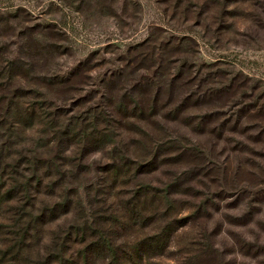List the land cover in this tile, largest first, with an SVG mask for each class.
<instances>
[{"label": "rangeland", "instance_id": "rangeland-1", "mask_svg": "<svg viewBox=\"0 0 264 264\" xmlns=\"http://www.w3.org/2000/svg\"><path fill=\"white\" fill-rule=\"evenodd\" d=\"M0 264H264V0H0Z\"/></svg>", "mask_w": 264, "mask_h": 264}, {"label": "trees", "instance_id": "trees-1", "mask_svg": "<svg viewBox=\"0 0 264 264\" xmlns=\"http://www.w3.org/2000/svg\"><path fill=\"white\" fill-rule=\"evenodd\" d=\"M125 166L127 167V165H123L121 168H125ZM115 176H117V175L115 174ZM28 231H31V228L25 229L23 232L26 234ZM100 249H102V252L108 251V254L111 253V254H109V256L112 257V260H113V257L115 258L118 255L114 250H111L110 246L104 245V246H101Z\"/></svg>", "mask_w": 264, "mask_h": 264}]
</instances>
